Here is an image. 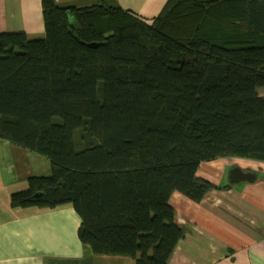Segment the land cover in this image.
I'll list each match as a JSON object with an SVG mask.
<instances>
[{
	"label": "trees",
	"instance_id": "16d2710c",
	"mask_svg": "<svg viewBox=\"0 0 264 264\" xmlns=\"http://www.w3.org/2000/svg\"><path fill=\"white\" fill-rule=\"evenodd\" d=\"M45 35L0 33V139L47 158L13 208L71 205L97 255L169 264L174 192L227 189L203 162H264V0H41ZM96 44V46H91Z\"/></svg>",
	"mask_w": 264,
	"mask_h": 264
},
{
	"label": "crops",
	"instance_id": "0c3cea01",
	"mask_svg": "<svg viewBox=\"0 0 264 264\" xmlns=\"http://www.w3.org/2000/svg\"><path fill=\"white\" fill-rule=\"evenodd\" d=\"M97 1L57 3L86 6ZM117 2L150 20L167 0ZM3 32L44 37L41 0H0ZM244 160L251 162L246 169L257 174L253 183L213 189L201 202L177 191L172 194L170 203L185 235L169 264H264V162ZM212 163L218 162H203L198 176L216 185L230 184L224 166L218 163L215 168ZM51 170L47 158L0 139V264H136L130 257L97 255L84 245L78 235L80 218L71 205L54 209L12 207V194L27 188L30 176L49 175Z\"/></svg>",
	"mask_w": 264,
	"mask_h": 264
},
{
	"label": "water",
	"instance_id": "95a60500",
	"mask_svg": "<svg viewBox=\"0 0 264 264\" xmlns=\"http://www.w3.org/2000/svg\"><path fill=\"white\" fill-rule=\"evenodd\" d=\"M91 46H96V44H91ZM257 178V174L251 171H245L240 166L233 167L228 173V179L231 184H236L239 182H250L253 183Z\"/></svg>",
	"mask_w": 264,
	"mask_h": 264
},
{
	"label": "rangeland",
	"instance_id": "374dc122",
	"mask_svg": "<svg viewBox=\"0 0 264 264\" xmlns=\"http://www.w3.org/2000/svg\"><path fill=\"white\" fill-rule=\"evenodd\" d=\"M259 93L261 94V95H264V87H261V88H259ZM237 160H241V158H224V159H222V160H216V162H218V163H212V165L216 168L217 167V165L216 164H218V166H224V168H223V170L225 169L226 170V172H227V174H228V171L229 170H231L233 167H235V166H240V167H242L243 169H246V168H248V166H246V165H243V164H241L239 161H237ZM244 160V159H243ZM216 165V166H215ZM219 167V168H220ZM256 168H260V167H258V166H256ZM255 168V169H256ZM249 169V168H248ZM247 170V169H246ZM257 170V169H256ZM259 171V170H258ZM259 175H260V173H259Z\"/></svg>",
	"mask_w": 264,
	"mask_h": 264
},
{
	"label": "bare ground",
	"instance_id": "6f19581e",
	"mask_svg": "<svg viewBox=\"0 0 264 264\" xmlns=\"http://www.w3.org/2000/svg\"><path fill=\"white\" fill-rule=\"evenodd\" d=\"M237 161H239L241 164L246 165V166L251 164V162L245 161V160H237Z\"/></svg>",
	"mask_w": 264,
	"mask_h": 264
},
{
	"label": "flooded vegetation",
	"instance_id": "af4514ba",
	"mask_svg": "<svg viewBox=\"0 0 264 264\" xmlns=\"http://www.w3.org/2000/svg\"><path fill=\"white\" fill-rule=\"evenodd\" d=\"M245 171H250V170H246V169H244ZM230 171V170H229ZM229 171H228V173H229ZM229 180V179H228Z\"/></svg>",
	"mask_w": 264,
	"mask_h": 264
}]
</instances>
